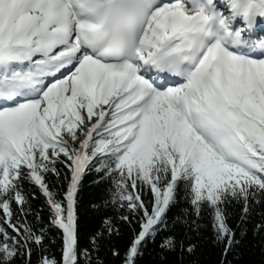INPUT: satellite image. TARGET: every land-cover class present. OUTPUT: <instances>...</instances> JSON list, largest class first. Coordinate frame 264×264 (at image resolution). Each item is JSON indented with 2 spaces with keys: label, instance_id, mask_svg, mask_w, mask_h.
Wrapping results in <instances>:
<instances>
[{
  "label": "snow or ice",
  "instance_id": "snow-or-ice-1",
  "mask_svg": "<svg viewBox=\"0 0 264 264\" xmlns=\"http://www.w3.org/2000/svg\"><path fill=\"white\" fill-rule=\"evenodd\" d=\"M249 234L264 0H0V264H185L205 235L234 264Z\"/></svg>",
  "mask_w": 264,
  "mask_h": 264
},
{
  "label": "trees",
  "instance_id": "trees-1",
  "mask_svg": "<svg viewBox=\"0 0 264 264\" xmlns=\"http://www.w3.org/2000/svg\"><path fill=\"white\" fill-rule=\"evenodd\" d=\"M94 177L89 176L84 181V186L81 192V235L82 241L87 242V238L92 229L96 228L99 224L100 216L96 210L93 209L91 201L99 199L101 189L93 183ZM37 207L41 204L38 202ZM125 233V239H118L116 242L123 247L126 243L127 230L122 228ZM58 251V249H55ZM238 260L234 264H264V244L257 238H253L249 234L248 239L244 242L240 250ZM220 259L218 249L207 239L201 241L200 251L194 257H188L185 264H218ZM169 264H180L179 254L170 255L168 257ZM112 264H119L118 261H112ZM141 264H159V257L155 252L151 255L146 254Z\"/></svg>",
  "mask_w": 264,
  "mask_h": 264
}]
</instances>
